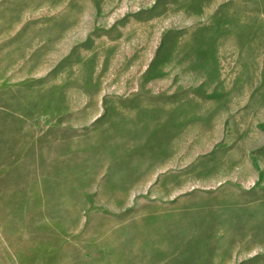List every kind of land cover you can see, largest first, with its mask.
<instances>
[{
  "label": "rangeland",
  "instance_id": "1",
  "mask_svg": "<svg viewBox=\"0 0 264 264\" xmlns=\"http://www.w3.org/2000/svg\"><path fill=\"white\" fill-rule=\"evenodd\" d=\"M248 3L0 0V264H264Z\"/></svg>",
  "mask_w": 264,
  "mask_h": 264
},
{
  "label": "crops",
  "instance_id": "2",
  "mask_svg": "<svg viewBox=\"0 0 264 264\" xmlns=\"http://www.w3.org/2000/svg\"><path fill=\"white\" fill-rule=\"evenodd\" d=\"M250 3H248V8L250 9H256V12L255 10L253 11H248L246 14H247V33L251 32L252 35H253V32L258 29V27H262L264 26V0H248ZM252 7V8H251ZM260 17H262V19H259ZM260 27V28H261ZM248 33V34H249ZM253 39H248L247 40V45L248 46H254L253 43H250L252 42ZM2 54V52H1ZM1 62V60H0ZM56 264H59V263H56ZM62 264V263H61ZM66 264H73L71 262L69 263H66Z\"/></svg>",
  "mask_w": 264,
  "mask_h": 264
}]
</instances>
